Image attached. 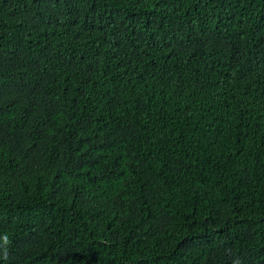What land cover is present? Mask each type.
<instances>
[{"label":"trees","instance_id":"1","mask_svg":"<svg viewBox=\"0 0 264 264\" xmlns=\"http://www.w3.org/2000/svg\"><path fill=\"white\" fill-rule=\"evenodd\" d=\"M0 264H264V0H0Z\"/></svg>","mask_w":264,"mask_h":264},{"label":"clouds","instance_id":"2","mask_svg":"<svg viewBox=\"0 0 264 264\" xmlns=\"http://www.w3.org/2000/svg\"><path fill=\"white\" fill-rule=\"evenodd\" d=\"M3 240H4V244L7 245V243H8V238H7V236H5V237L3 238Z\"/></svg>","mask_w":264,"mask_h":264}]
</instances>
